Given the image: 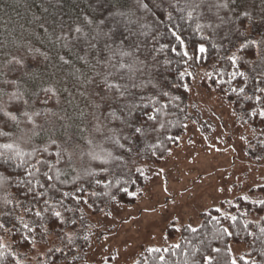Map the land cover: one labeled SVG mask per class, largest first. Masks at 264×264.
I'll return each instance as SVG.
<instances>
[{
  "label": "trees",
  "instance_id": "1",
  "mask_svg": "<svg viewBox=\"0 0 264 264\" xmlns=\"http://www.w3.org/2000/svg\"><path fill=\"white\" fill-rule=\"evenodd\" d=\"M262 4L0 0V264L75 263L76 250L102 240L87 214L136 199L179 144L194 86L264 135V74L245 32ZM68 88L101 99L99 127L78 126V162L64 131L69 117L81 123ZM253 149L264 155V136ZM199 218L168 222L165 238L177 241L143 245L131 264H264V197L224 199ZM232 242L243 249L233 254Z\"/></svg>",
  "mask_w": 264,
  "mask_h": 264
},
{
  "label": "rangeland",
  "instance_id": "2",
  "mask_svg": "<svg viewBox=\"0 0 264 264\" xmlns=\"http://www.w3.org/2000/svg\"><path fill=\"white\" fill-rule=\"evenodd\" d=\"M253 7L245 32L256 44L253 68L264 74V4ZM67 92L76 101L73 113L81 122L69 117V127L64 130L68 138L72 135L67 140V151L78 162L82 147L78 126L84 124L89 130L99 127L101 99L90 94L84 100L78 90L68 88ZM56 99L58 105L63 95L59 93ZM64 99L68 100L66 95ZM189 102L192 114L179 144L152 164L149 180L133 202H111L101 211L87 214L99 227L102 240H94L81 254L80 249L76 250L72 255L78 260L66 264H100L108 256L111 264H131L143 245L177 241V235L165 238L168 222L173 221L176 226L197 225L201 210L219 206L224 199L237 195L264 197V155L253 149L255 141L264 136L258 124L250 122L241 110L234 109L215 93H205L197 86L190 89ZM253 187L257 189L252 190ZM78 224L80 228L84 226ZM231 249L235 254L243 246L232 242Z\"/></svg>",
  "mask_w": 264,
  "mask_h": 264
},
{
  "label": "snow or ice",
  "instance_id": "3",
  "mask_svg": "<svg viewBox=\"0 0 264 264\" xmlns=\"http://www.w3.org/2000/svg\"><path fill=\"white\" fill-rule=\"evenodd\" d=\"M203 50H204V49H203V48H201V51H203ZM261 115H264V112H262V113H261ZM136 131H138V132H139V131H140V129H137ZM56 215H59V213H56Z\"/></svg>",
  "mask_w": 264,
  "mask_h": 264
},
{
  "label": "bare ground",
  "instance_id": "4",
  "mask_svg": "<svg viewBox=\"0 0 264 264\" xmlns=\"http://www.w3.org/2000/svg\"><path fill=\"white\" fill-rule=\"evenodd\" d=\"M13 149H14V148H13ZM14 150H15V149H14ZM14 150H13V151H14ZM16 152H17V151H16Z\"/></svg>",
  "mask_w": 264,
  "mask_h": 264
}]
</instances>
